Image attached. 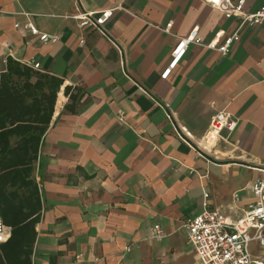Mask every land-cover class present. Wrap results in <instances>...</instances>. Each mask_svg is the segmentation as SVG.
<instances>
[{"label": "crops", "instance_id": "1", "mask_svg": "<svg viewBox=\"0 0 264 264\" xmlns=\"http://www.w3.org/2000/svg\"><path fill=\"white\" fill-rule=\"evenodd\" d=\"M117 6L106 35L74 17ZM225 9L208 0H0V74L11 56L63 79L34 162L43 211L33 264H201L184 222L203 210L235 220L255 201L249 186L264 179V22L239 27ZM28 22L59 39L16 27ZM194 27L205 41L237 29L240 38L227 54L190 45L162 78L178 37ZM67 87L82 90L74 110ZM220 110L238 125L214 140L206 135ZM250 252L264 257L258 241Z\"/></svg>", "mask_w": 264, "mask_h": 264}, {"label": "trees", "instance_id": "2", "mask_svg": "<svg viewBox=\"0 0 264 264\" xmlns=\"http://www.w3.org/2000/svg\"><path fill=\"white\" fill-rule=\"evenodd\" d=\"M63 79L9 56L0 74V215L9 228L0 264H33L43 201L34 176L42 139L51 123ZM80 88H66L74 110Z\"/></svg>", "mask_w": 264, "mask_h": 264}, {"label": "built area", "instance_id": "3", "mask_svg": "<svg viewBox=\"0 0 264 264\" xmlns=\"http://www.w3.org/2000/svg\"><path fill=\"white\" fill-rule=\"evenodd\" d=\"M216 5H226L225 14L227 17L236 16L240 18V26H255L264 22V2L255 11L249 12L245 9L248 0H208ZM122 8L117 6L114 9L92 11L78 8L74 17L78 19L82 28H92L106 35L105 23L111 18L114 10ZM16 27H23L32 34L37 35L42 42H56L59 37L49 33H43L32 23L24 25L16 24ZM172 22L165 27L169 33ZM240 38L239 29L226 36L223 41H205L199 34V28L194 27L186 36L178 37L172 52L171 61L163 71L162 78L166 79L178 61L185 55L192 44L200 45L207 49L218 50L227 54L232 45ZM85 40H80L84 44ZM115 45L119 47L116 43ZM39 67V63L34 64ZM238 125V119L232 113L220 110L217 111L210 123L207 137L218 139L224 130L233 132ZM249 189L255 196V201L243 210L242 215L235 220H229L219 210H203L198 215L187 219L183 227L187 233L189 242L194 246L201 264H264L263 255L254 257L250 252V244L258 241L264 249V179L255 180ZM209 193L204 195V206L207 205ZM9 236V228L4 224L0 215V242L5 241ZM153 236H163L162 227L156 224L153 228Z\"/></svg>", "mask_w": 264, "mask_h": 264}, {"label": "bare ground", "instance_id": "4", "mask_svg": "<svg viewBox=\"0 0 264 264\" xmlns=\"http://www.w3.org/2000/svg\"><path fill=\"white\" fill-rule=\"evenodd\" d=\"M216 1H218V0H216Z\"/></svg>", "mask_w": 264, "mask_h": 264}]
</instances>
